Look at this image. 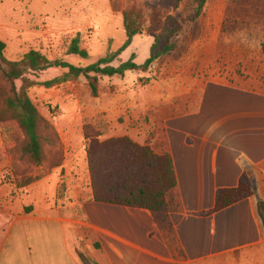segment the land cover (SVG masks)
Returning <instances> with one entry per match:
<instances>
[{
  "label": "crops",
  "instance_id": "crops-1",
  "mask_svg": "<svg viewBox=\"0 0 264 264\" xmlns=\"http://www.w3.org/2000/svg\"><path fill=\"white\" fill-rule=\"evenodd\" d=\"M244 70L236 76L253 85L222 72L170 85L153 101L123 87L104 95L103 138L127 136L172 157L169 211L94 201L84 136L68 131L70 161L59 169L67 194L56 193L57 169L20 187L0 182V264H264V68L256 77ZM243 175L252 197L201 215Z\"/></svg>",
  "mask_w": 264,
  "mask_h": 264
},
{
  "label": "rangeland",
  "instance_id": "rangeland-1",
  "mask_svg": "<svg viewBox=\"0 0 264 264\" xmlns=\"http://www.w3.org/2000/svg\"><path fill=\"white\" fill-rule=\"evenodd\" d=\"M131 10L141 14L143 31L116 59L114 67L127 62L133 54L135 63L144 65L156 38L159 46L155 54H158L170 34H173L174 50L160 56L146 71L128 72L123 78L100 77L98 98L92 96L84 78L52 88L42 85L60 77L65 72L63 69L29 71L26 77L36 83L28 90L29 96L55 128L58 138L47 135L45 164L34 166L21 159L23 134L15 122H2L0 102V182L20 187L29 180L39 182L55 169H61L70 161L65 153L68 131L83 136L85 133L100 142L107 140L103 138L107 125L101 118L102 99L118 87L137 94L136 98L146 94L153 101L166 97L168 86L199 75L216 78L224 73L236 82L253 85L236 74L244 73L245 64L254 74L256 71L254 77L264 68L261 48L264 0H208L199 18L195 17L193 0H183L178 7L173 0H0V39L7 45L5 58L20 61L35 50L52 61L62 60L83 67L92 65L123 46L127 37L125 13ZM78 33L82 35V47L90 54L88 59L66 55ZM5 86L0 76V89ZM150 113L155 114V110L152 108ZM87 143L84 140L85 152ZM64 174L59 170L56 192L59 196L68 193L66 182H62Z\"/></svg>",
  "mask_w": 264,
  "mask_h": 264
},
{
  "label": "trees",
  "instance_id": "trees-1",
  "mask_svg": "<svg viewBox=\"0 0 264 264\" xmlns=\"http://www.w3.org/2000/svg\"><path fill=\"white\" fill-rule=\"evenodd\" d=\"M183 0H173L175 7ZM196 4L195 17L199 18L208 0H193ZM181 29V26H179ZM124 28L126 41L118 52H112L96 63L83 67L66 61H52L42 53L32 50L20 61L5 58L6 43L0 39V76L5 87L0 89L2 103V122H15L24 141L20 148V158L28 160L34 166L46 163L45 141L47 135L58 138L55 128L41 115L29 96L28 90L36 83L26 77L29 71L45 72L50 69H63L65 72L53 80L43 83L52 88L62 83L84 78L92 96L100 95V77L123 78L128 72L146 71L155 64L160 56L174 50L171 43L173 34L168 35L162 51L155 54L159 46L156 38L151 48V56L144 65L135 63L136 55L119 66L112 64L132 45L133 39L142 33V16L134 10L125 13ZM179 29V30H180ZM264 54V44L261 46ZM68 56L90 57L82 47V35L78 33L68 46ZM20 82V87L17 86ZM46 136V137H45ZM84 140L89 145L86 151L88 171L90 174L93 200L99 203L145 209L153 213H167L168 193L177 186V177L170 155H157L148 146H142L129 137L110 138L99 141L84 133ZM59 167V166H58ZM32 180L27 182L28 185ZM254 195L250 179L243 175L237 188L221 189L216 195L215 208L202 216L211 215ZM259 213L264 220V201L258 204Z\"/></svg>",
  "mask_w": 264,
  "mask_h": 264
}]
</instances>
